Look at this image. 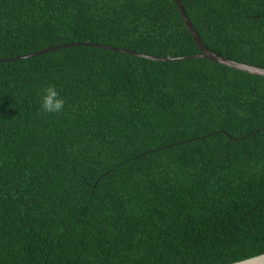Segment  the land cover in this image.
<instances>
[{
    "label": "trees",
    "instance_id": "1",
    "mask_svg": "<svg viewBox=\"0 0 264 264\" xmlns=\"http://www.w3.org/2000/svg\"><path fill=\"white\" fill-rule=\"evenodd\" d=\"M264 67V0H182ZM89 42L198 54L174 0H0V59ZM53 84L60 114L40 111ZM264 253V76L74 45L0 62V264H231Z\"/></svg>",
    "mask_w": 264,
    "mask_h": 264
},
{
    "label": "water",
    "instance_id": "2",
    "mask_svg": "<svg viewBox=\"0 0 264 264\" xmlns=\"http://www.w3.org/2000/svg\"><path fill=\"white\" fill-rule=\"evenodd\" d=\"M174 1L176 2L177 6H178V8L182 14V17L185 20L186 26L190 30L196 44L198 45V47L200 49V52L198 54L164 58V57H160V56H154V55H150V54L140 53L137 51L126 49V48L109 46V45H105V44L89 43V42H82V43L73 42V43H64L62 45L47 47V48H44L42 50H39V51L31 53V54H27V55L13 57V58H9V59H0V62L1 61H10V60H18V59L33 57L36 55L46 53V52L51 51V50L64 48V47H68V46L90 45V46H96V47L98 46V47L112 49L115 51L125 52L128 54L138 55V56L146 57V58H149L152 60H157V61H174V60H183V59H192V58H206V59L215 61L217 63L223 64V65H226V66L238 69V70H242L244 72L256 74L259 76H264V67L227 58L223 55L215 53L210 48H208L205 45V43L203 42L202 38L200 37V35H199L198 31L196 30L194 24L192 23V21L188 17L186 10H185V7L182 3V0H174ZM231 264H264V253L250 257V258H246L244 260L236 261V262H233Z\"/></svg>",
    "mask_w": 264,
    "mask_h": 264
},
{
    "label": "clouds",
    "instance_id": "3",
    "mask_svg": "<svg viewBox=\"0 0 264 264\" xmlns=\"http://www.w3.org/2000/svg\"><path fill=\"white\" fill-rule=\"evenodd\" d=\"M40 111L46 114H60L66 108V100L53 84H48L39 93Z\"/></svg>",
    "mask_w": 264,
    "mask_h": 264
}]
</instances>
